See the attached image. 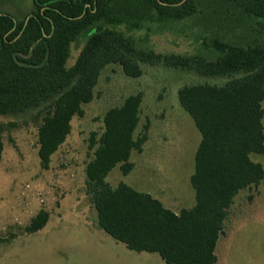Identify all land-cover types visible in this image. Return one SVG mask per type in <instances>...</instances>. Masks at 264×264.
I'll return each mask as SVG.
<instances>
[{
	"label": "trees",
	"instance_id": "trees-1",
	"mask_svg": "<svg viewBox=\"0 0 264 264\" xmlns=\"http://www.w3.org/2000/svg\"><path fill=\"white\" fill-rule=\"evenodd\" d=\"M197 0H34L35 8L18 21L0 14V116L18 117L38 110L39 158L44 169L71 133L72 121L94 99L102 71L117 64L139 78L142 65L160 66L226 78L219 83L183 86L182 108L202 139L195 154L191 185L196 204L176 213L149 193L125 183L112 187L109 173L121 164L131 173L133 151L142 152L148 136L136 138L142 93L130 95L107 111L104 132L90 139L94 158L86 168L87 193L98 225L115 241L138 253H156L165 264H217L216 249L236 196L264 183V166L251 159L264 155V45L239 47L216 42L215 61L197 56H163L138 50L110 26L140 29L155 19L183 20L196 11ZM240 8L264 28V0H221ZM87 41L71 67V46ZM148 129V124L145 126ZM5 128L0 124V165ZM49 220L39 213L27 228L35 233Z\"/></svg>",
	"mask_w": 264,
	"mask_h": 264
},
{
	"label": "rangeland",
	"instance_id": "rangeland-1",
	"mask_svg": "<svg viewBox=\"0 0 264 264\" xmlns=\"http://www.w3.org/2000/svg\"><path fill=\"white\" fill-rule=\"evenodd\" d=\"M34 8V0H0V14H10L18 21ZM110 28L131 39L138 50L208 61L221 56L216 42L264 45V28L240 8L221 0H197L195 13L183 20L155 19L135 30L125 24ZM87 36L81 35L72 44L67 67L77 61ZM142 68L139 78L128 77L117 64L102 71L94 99L83 105L82 117L73 119L71 133L52 156L48 169L42 167L38 154V110L18 117L0 116L5 128L0 165V264H165L160 255L131 251L99 228L87 193L86 168L95 152L90 139L104 132L109 109L142 93L135 136L146 133L148 139L142 152H132L131 173L125 175L120 164L106 180L114 188L125 183L149 193L176 213L191 209L196 204L191 177L202 136L182 108L178 92L185 85L222 84L227 79L201 78L163 65ZM251 159L264 166V155L252 154ZM41 212L49 214L46 226L28 232ZM216 254L217 264H264V183L236 196Z\"/></svg>",
	"mask_w": 264,
	"mask_h": 264
},
{
	"label": "crops",
	"instance_id": "crops-1",
	"mask_svg": "<svg viewBox=\"0 0 264 264\" xmlns=\"http://www.w3.org/2000/svg\"><path fill=\"white\" fill-rule=\"evenodd\" d=\"M165 263V262H164Z\"/></svg>",
	"mask_w": 264,
	"mask_h": 264
}]
</instances>
